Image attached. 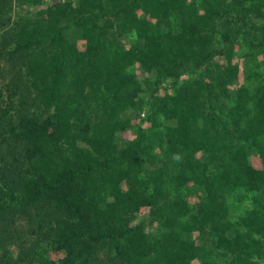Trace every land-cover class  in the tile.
<instances>
[{"label": "trees", "instance_id": "trees-1", "mask_svg": "<svg viewBox=\"0 0 264 264\" xmlns=\"http://www.w3.org/2000/svg\"><path fill=\"white\" fill-rule=\"evenodd\" d=\"M0 82V264H264V0H0Z\"/></svg>", "mask_w": 264, "mask_h": 264}, {"label": "rangeland", "instance_id": "rangeland-1", "mask_svg": "<svg viewBox=\"0 0 264 264\" xmlns=\"http://www.w3.org/2000/svg\"><path fill=\"white\" fill-rule=\"evenodd\" d=\"M3 88V83L0 82V89ZM258 164V161H256V165ZM258 166V165H257Z\"/></svg>", "mask_w": 264, "mask_h": 264}, {"label": "built area", "instance_id": "built-area-1", "mask_svg": "<svg viewBox=\"0 0 264 264\" xmlns=\"http://www.w3.org/2000/svg\"><path fill=\"white\" fill-rule=\"evenodd\" d=\"M63 1H65V0H63Z\"/></svg>", "mask_w": 264, "mask_h": 264}]
</instances>
